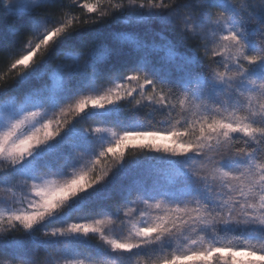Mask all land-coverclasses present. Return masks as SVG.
<instances>
[{"label": "snow or ice", "instance_id": "snow-or-ice-1", "mask_svg": "<svg viewBox=\"0 0 264 264\" xmlns=\"http://www.w3.org/2000/svg\"><path fill=\"white\" fill-rule=\"evenodd\" d=\"M0 264H264V0H0Z\"/></svg>", "mask_w": 264, "mask_h": 264}, {"label": "trees", "instance_id": "trees-1", "mask_svg": "<svg viewBox=\"0 0 264 264\" xmlns=\"http://www.w3.org/2000/svg\"><path fill=\"white\" fill-rule=\"evenodd\" d=\"M89 2H92V3H94V2H95V0H89ZM4 23H5V24H7V23H8V19H7V18H5V20H4Z\"/></svg>", "mask_w": 264, "mask_h": 264}]
</instances>
